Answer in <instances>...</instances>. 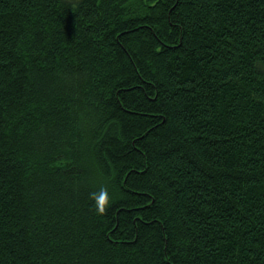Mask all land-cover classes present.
Instances as JSON below:
<instances>
[{"label": "trees", "instance_id": "1", "mask_svg": "<svg viewBox=\"0 0 264 264\" xmlns=\"http://www.w3.org/2000/svg\"><path fill=\"white\" fill-rule=\"evenodd\" d=\"M0 264H264V0H0Z\"/></svg>", "mask_w": 264, "mask_h": 264}, {"label": "clouds", "instance_id": "2", "mask_svg": "<svg viewBox=\"0 0 264 264\" xmlns=\"http://www.w3.org/2000/svg\"><path fill=\"white\" fill-rule=\"evenodd\" d=\"M93 195H95V194H93ZM96 201H97V210L103 211L104 207L109 202V198L107 197V195H100L99 197L96 198Z\"/></svg>", "mask_w": 264, "mask_h": 264}]
</instances>
